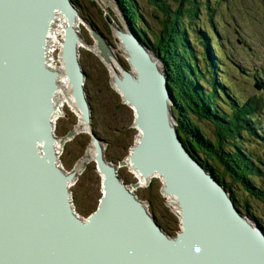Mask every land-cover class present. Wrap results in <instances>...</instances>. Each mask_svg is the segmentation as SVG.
Wrapping results in <instances>:
<instances>
[{"label":"bare ground","instance_id":"1","mask_svg":"<svg viewBox=\"0 0 264 264\" xmlns=\"http://www.w3.org/2000/svg\"><path fill=\"white\" fill-rule=\"evenodd\" d=\"M74 10L77 14L73 20L77 47L76 55V51L68 55H64L61 51L60 56H57L56 51L61 49L68 21L65 14L57 8L54 9V16L50 22L44 18H39L38 20V23L42 26V31L39 35L42 45L39 51L24 47V42L28 40V33L22 26L18 24L15 26L14 24L11 29L5 32L0 30V82L4 84L3 87H0V96L2 91L7 95L17 94L21 98H18L16 106L27 104L28 99L26 97L28 96V91L32 88L26 86L25 81H32V85L37 87L34 78L35 72L40 67L43 72H52L54 74L55 84L57 85L58 83L59 86H57L59 88L56 86V93L54 92L53 96L49 97L52 102V107L49 111L43 115L36 112L35 119L39 125L50 123L51 128H53V125H56V121L63 114V106L69 105L75 110L78 117L76 127L79 126V129L87 130V125L91 123L89 104L87 109L89 110V119L86 120L84 118L85 109L84 112L81 110L74 95L70 92L72 83L68 77V71L72 74L73 71L66 69L67 62L75 64V59L79 58L78 47L81 41H79V28L76 26H78L77 23L81 21L82 16L77 6H75ZM127 51L133 70H121V75H118L114 65L110 68L115 76L120 79L124 75L123 72L127 75V78L123 81L130 101L124 96L120 88H118L120 90L117 89V92L119 94L122 93L126 104L135 111L134 125L139 131L138 141L135 145L143 137L142 145L144 147L141 153H138L134 160L129 156L126 162L139 181L134 183L133 186H126L127 183L119 178L120 175L117 174L115 166L104 158L105 154L102 150L98 153L95 150H88L87 154L80 160V162L85 163L84 161L89 157H93L102 178V190L105 182L108 187V213L102 229L105 236L104 241L106 244L111 245V248L110 250H100L99 260L104 264H235L237 262L240 264H264V247L261 243L241 225L233 221L229 208L219 192L204 177L205 174L201 176L193 166L186 163L185 155L181 154L178 143L175 144L176 150L174 149L172 136L175 125L171 123L172 120L170 121L169 119V113L163 106L161 77H156L158 74L155 71L152 72L147 62L136 58L140 66L139 73L138 69L134 67L132 59H130L132 51L128 49ZM149 58L152 59L151 57ZM135 83L137 85H133ZM138 117L140 119H137ZM0 121L2 126V120L0 119ZM54 129L55 127L53 128V133L56 136ZM70 131L75 133L73 129ZM38 143L37 148L42 151L41 143L40 145ZM55 148L56 150L60 148L59 142H55ZM55 161L60 163L58 155ZM134 161H137L138 166L133 165ZM121 162L125 163L122 160ZM82 163L77 165L81 167ZM155 165L162 166L163 172L157 171ZM147 167H149V173L144 174ZM191 169L196 175L190 171ZM66 172L71 173L69 171ZM165 172L170 176L171 186L181 195V202L178 194L174 190H170L169 182L165 181ZM153 175L164 182L163 192L171 200L168 204L176 210L175 212L181 220L182 230L175 237L168 236L155 218L148 216L139 217L138 210L133 203L144 204L140 198L135 196L134 190L139 184L149 181ZM73 177H75V172L72 173L70 186ZM57 184L59 185V179H57ZM114 186L119 187L114 189ZM102 194V196L105 195L104 190ZM64 198L65 202H68L74 208L72 206V194L70 198L65 195ZM21 203L9 202L8 204V202H0V206L8 204L0 214V230L2 229L3 232L4 229L14 231L18 236L16 242L19 243L23 242V234H26L27 237H33L32 228L35 227L29 223H24L25 215L19 212L17 207L23 208L26 204L22 206ZM7 208H9L10 213ZM145 212L147 213L146 210ZM18 217L23 220V223ZM185 217L186 222L183 221ZM151 224L160 227L161 231L159 230L157 234ZM251 227H254V225L251 224ZM28 228L31 229L29 230ZM160 237L163 238L161 239ZM141 242L145 244L144 247L140 245ZM62 245H66L65 239L62 240ZM55 254L59 255V253ZM71 255L72 249L70 248V255L67 258H72ZM73 256L74 258L83 257L84 253L76 251Z\"/></svg>","mask_w":264,"mask_h":264},{"label":"water","instance_id":"2","mask_svg":"<svg viewBox=\"0 0 264 264\" xmlns=\"http://www.w3.org/2000/svg\"><path fill=\"white\" fill-rule=\"evenodd\" d=\"M56 8L64 13L68 19L61 51L64 55L76 51V55L77 47L73 20L77 14L71 0H0V30L5 32L11 29L14 24L15 26L17 24L22 26L28 33V40L24 42V47L39 51L42 45L41 37H39L42 26L38 23V20L44 18L50 22ZM91 32L96 39V47L100 56L108 62L109 56L112 54L110 46L101 33L92 28ZM120 37L126 50L132 51L130 59H132V63L139 73L140 66L136 58L147 62L152 72L155 71L159 75L154 73L156 77H161L163 106L168 111L171 121L173 116L169 102H173V97L170 94L165 71H160L157 65L161 61L160 56L151 51L148 40H144L130 24L125 32L120 31ZM151 55L154 59L149 58ZM66 69L73 71V74L68 71V77L72 83L71 92L81 110L84 112L85 109L84 118L88 120V101L83 86L84 72L79 58L75 59V64L67 62ZM123 74L121 79L115 76V85L123 91L124 96L129 100L123 81L127 78V75L124 72ZM54 79L52 72L45 73L39 67L34 78L37 87L32 85V81H25V85L32 89L28 91L27 104H21L19 107L16 106V103L18 98L21 97L17 94L7 95L2 91L0 96V119L2 120V126L0 121V202H8V204L9 202H22V206L26 204L23 208L17 207L18 211L25 215L24 223L35 226L32 228L34 236L27 237L26 234H23V242L21 243L16 242L18 236L14 231L4 229L5 236L3 237L4 232L2 229L0 230V264H104L98 258L99 252L102 249L110 250L111 248V245L106 244L104 241L105 236L102 229L108 213V187L106 182L103 189L105 195L102 196L98 208L86 219L81 218L76 210L68 202H65L64 198V195L69 196V198L71 196L70 180L72 173L75 171L71 170L69 171L71 173H67L63 166L55 161L58 154L55 142H59L61 145L74 132L68 131L65 136L57 137L53 133L54 125L53 128H51L50 123L39 125L35 119L36 112L43 115L52 107L49 97L53 96L55 89L59 86L57 82L58 86L55 84ZM133 85H137V83ZM3 86L4 84L0 82V87ZM257 88L260 89V86H257ZM36 103L37 105H35ZM137 119H140V117ZM92 136L95 151L97 153L101 152L98 137L93 134ZM173 139L174 149L176 150L175 144L178 143L181 154L185 155L186 163L193 166L201 176L205 174L204 177L214 185L216 191L219 192L223 201L227 204L233 221L241 225L264 247L263 228L259 224H253L254 227H251L252 223L236 209L233 200L229 197L230 194L223 185L212 173L207 172L206 168L193 157L188 148L184 147L176 132V127L174 128ZM142 141L143 137L130 152L132 160L135 156H138V153H141L144 147ZM37 143L39 145L41 143L42 151L37 148ZM133 165L138 166L137 161H134ZM149 167L146 168L144 174L149 173ZM155 169L161 173L163 172V167L160 165H155ZM190 171L195 174L192 169ZM164 177L165 181L169 182L170 190H174L167 172L164 173ZM57 179H59V185ZM116 187L119 186H114V189ZM174 192L178 194L176 190ZM178 196L181 202L182 197L179 194ZM133 203L138 210L139 217L148 216L153 218L147 214L148 210L144 204ZM8 204L0 206V214ZM7 211L10 213L9 208H7ZM18 219L23 223L20 217ZM183 221L186 222V217ZM151 226L157 234L159 230L161 231L160 227L153 224ZM30 239L32 240L29 241ZM63 239H65L66 245H62ZM116 245L118 246V244ZM140 245L145 246L143 242ZM70 248L72 249V258H67L70 255ZM76 251H82L84 256L74 258L73 253ZM55 253H59V255L57 256ZM64 258L67 259L63 260Z\"/></svg>","mask_w":264,"mask_h":264},{"label":"rangeland","instance_id":"3","mask_svg":"<svg viewBox=\"0 0 264 264\" xmlns=\"http://www.w3.org/2000/svg\"><path fill=\"white\" fill-rule=\"evenodd\" d=\"M134 1L137 8L140 9L141 19L138 21L133 13L130 14V18L127 17L124 10L125 6L121 5L118 0H71L72 5L75 4L79 8L82 16L76 27L79 28L80 34L79 61L84 72V94L90 108L91 123L87 125V130L79 129V126L76 127L78 123L77 114L69 105H65L63 106L62 116L56 121L54 132L57 137H62L70 129L75 131V137L70 136V139L67 138L66 142L60 145L57 155L66 171L79 167V172L75 173V177L72 179L70 192L72 194V206L83 219H86L98 208L103 195V182L94 158L89 157L84 161L85 163L80 162L88 150H95L92 134L98 137L101 150L105 154L104 158L115 166L117 174L120 175L119 178L127 183L126 186H133L134 183L139 181L126 163L130 152L138 141L139 131L134 125L136 114L126 104L122 93L117 92L115 74L111 71V68L114 65L118 75H121V70H133L129 62L128 51L120 37V31H126L133 21H135L133 22V29L136 26L141 33L146 35L149 46L153 43V34L156 36L161 27V17H157L156 14V11H158L156 3L161 2V0L158 2L153 0L150 2L151 5L147 0ZM174 1L169 0L168 2L174 4ZM209 4L210 8H214L212 13L214 22L216 23L217 19L222 22L221 32L224 35H230L235 28L241 34L243 40L255 45L260 42L261 45L252 58L247 61L241 59V64L246 66L247 72L253 74V79L249 84L244 85V88L240 89L242 95L259 92L258 90L264 88V0H209ZM191 24L190 29L194 30V32L191 31V45L194 46L192 50L196 54L204 56L205 48L200 44L199 32H204L205 28L210 25L208 12L201 10L196 23L191 22ZM90 27L107 39L108 42H106L109 43L108 45H110L112 51L108 62L100 56L99 51L97 52V42ZM232 39L233 42L238 39V45H241L242 39H240L239 34L236 37L232 36ZM211 48L216 50L214 46H211ZM56 53L57 56H60L61 49H57ZM207 55L209 54L206 53ZM150 57L154 59L152 55ZM198 63L203 66L204 60L200 58ZM157 65L162 71L164 68L162 59ZM258 68H261L262 78L255 75V69ZM218 83L223 88L222 84ZM228 83L232 86L233 80L230 79ZM257 86H260V89ZM224 89H228L227 86H224ZM173 102L169 103L171 111ZM223 102L225 105L228 104L229 98L224 97ZM262 113L264 114V110ZM172 116L171 123L175 125L178 135V131H181L180 134L184 135L187 141H190L191 137L198 140L190 132L187 125L181 123V127H177L178 123L173 111ZM195 120L198 126L201 125L206 129V124L193 116V121L195 122ZM197 142L195 145L200 147L198 153L195 154L199 159L198 162L200 163V161L206 159L205 164H213L221 171L222 169L218 163L209 160L207 151H204V147L201 146L202 141ZM247 144L255 148L259 153V157L264 159V147L257 145L255 142H248ZM121 160L125 163H120ZM79 163H82L81 167L77 165ZM257 169L259 172L252 175V179L257 187H261L264 186V161L263 163H257ZM225 182L231 184V193L227 192L230 194L229 197L233 198L234 204L236 203V209L240 211L244 218L249 219L250 223L259 224L264 230L263 201L255 198L241 181L227 177ZM163 187L164 182L162 179L153 175L149 181L139 184L134 190V194L143 201L148 214L156 219L163 231L165 230L166 232H164L168 236L175 237L182 230L181 220L176 214V210L168 204L171 200L163 192Z\"/></svg>","mask_w":264,"mask_h":264},{"label":"trees","instance_id":"4","mask_svg":"<svg viewBox=\"0 0 264 264\" xmlns=\"http://www.w3.org/2000/svg\"><path fill=\"white\" fill-rule=\"evenodd\" d=\"M118 1L125 6L128 18L133 13L137 21L141 19L134 0ZM151 1L147 0L150 5ZM168 1L156 3L161 27L156 36L153 34L150 49L164 62L163 69L174 98L171 108L177 127H181V123L187 125L198 140L191 137L187 141L180 134L181 131H178L179 136L197 161L199 159L195 154L200 147L195 144L202 141L201 146L207 151L209 160L218 163L222 170L219 171L213 164H205L206 159L200 163L225 190L231 193L230 182H225L227 177L237 179L264 204V186L257 187L252 179V175L259 172L257 163H263L264 159L259 157L255 148L247 144L255 142L264 147V88L251 95H242L240 90L253 79V74L247 72L241 59L247 61L252 58L261 44L259 42L255 45L243 40L235 28L230 35H224L221 32L222 22L217 19L215 23L213 20L214 8H210L209 0H175L174 4ZM201 10L208 12L210 21L208 28L199 32L200 44L205 48L204 56L196 54L191 45V34L194 32L190 29L191 22L196 23ZM222 21L225 22L224 19ZM134 30L147 41L146 35L136 26ZM238 34L242 39L241 45H238V39L235 42L232 39V36ZM206 53L210 56H206ZM200 58L204 60L203 66L198 63ZM255 75L262 78L261 68L255 69ZM230 79L233 80L232 86L228 83ZM224 86L228 89H224ZM224 97L229 98L226 105ZM193 116L206 124V129L198 126Z\"/></svg>","mask_w":264,"mask_h":264},{"label":"flooded vegetation","instance_id":"5","mask_svg":"<svg viewBox=\"0 0 264 264\" xmlns=\"http://www.w3.org/2000/svg\"><path fill=\"white\" fill-rule=\"evenodd\" d=\"M74 7L76 6L75 4L73 5ZM138 9H139V7H138ZM140 10V9H139ZM79 32V31H78ZM106 41H107V39H106ZM108 42V41H107ZM109 44V43H108ZM110 46V45H109ZM71 130V129H70ZM72 137L74 136L75 137V133H73L72 135H71ZM97 165V164H96ZM73 171H75V173H78V167H76L75 169H73ZM165 231V230H164ZM166 232V231H165Z\"/></svg>","mask_w":264,"mask_h":264},{"label":"snow or ice","instance_id":"6","mask_svg":"<svg viewBox=\"0 0 264 264\" xmlns=\"http://www.w3.org/2000/svg\"><path fill=\"white\" fill-rule=\"evenodd\" d=\"M197 251H199V249H197Z\"/></svg>","mask_w":264,"mask_h":264}]
</instances>
